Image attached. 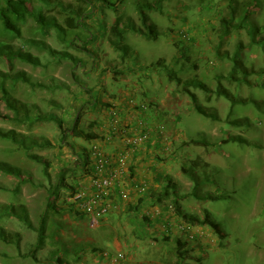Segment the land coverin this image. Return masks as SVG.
<instances>
[{
  "label": "rangeland",
  "instance_id": "rangeland-1",
  "mask_svg": "<svg viewBox=\"0 0 264 264\" xmlns=\"http://www.w3.org/2000/svg\"><path fill=\"white\" fill-rule=\"evenodd\" d=\"M75 1L64 0L65 3H75ZM137 1L153 2L154 0H89L88 10L90 13L81 20L83 25L76 29V35L88 38L85 44L87 47L82 51L60 42L54 34H41L31 17H28L22 24L20 36H1V39L15 47L23 44L24 40L36 39L42 42V45L46 43L55 49H65L79 58L77 65L73 67L69 58L58 61L57 57L51 55L48 50H44L40 46L25 44V48L29 47L31 52L38 54L46 66L36 67L16 61L14 68L23 71L33 82L45 83L50 86H30L25 82H19L10 92L12 101L16 106L18 104L15 103V100L22 103H36L38 111L41 113L53 111L52 113L63 119L62 125L65 128L70 126L75 109L81 105L79 101L84 103L86 99H93L92 103L98 105L99 96L102 93L94 87L97 78L91 74L101 61L99 51L102 48L98 46V40L103 37L102 33L106 32L104 26L107 29L113 19L122 14L127 26L122 41L125 46L120 51L111 49L116 53L118 59L123 53L126 65L127 61L131 60L132 65L135 66L137 55L141 57L147 53L151 60L146 67L151 68L148 71L155 70V74L161 75L159 79H163V81L168 74L175 77L173 82L168 85L167 91L165 88L163 91H159L160 108L158 109L165 119H159L164 128L158 135L167 136L168 139L164 142L169 145V142L172 141L167 132L170 129L173 131V126L175 128V125L170 122L174 121L175 113L181 110L183 113L180 114V119L176 122V128H180L184 133L174 132V138L185 141H189V138H197L208 142H212L211 137H221L222 135L228 137L227 139L235 138L226 145L217 143L210 147L209 151L191 147L188 159V161L193 159L189 162L192 164V170L204 178V182L202 181L200 185L201 193H214L215 195L224 193L226 196L222 199L209 201H200L188 196L183 200V208L189 212L202 215L204 208L210 211L214 221L225 233L224 245L217 248L218 242L210 227L190 226L181 220L168 221L170 218H167L168 214H165L162 218L170 223L167 228L170 231L174 230V232H168L172 235L171 237H174L172 239L174 242H171L170 245H176L175 237L187 240L192 253L203 255H201V264H264V86H260L264 82V73L260 74L259 72L264 64L263 53L255 47L243 50L244 53L239 51L235 56L234 67H230V59L225 58L224 53L227 51L228 55L230 53L232 55L234 43L237 40L243 39L245 45L248 43L243 30L231 37L229 44L224 42L219 45L216 29L217 19L212 15L218 11L224 0H215L208 4L210 7L208 12L200 9L203 0H165L162 4V14L154 11L148 13L150 27L138 25V16L134 10V3ZM49 11L53 13L52 15L62 16V14H57V7L50 8ZM60 20L63 23L61 18ZM133 21L137 27H141L151 34L148 37L140 36L143 38H138L139 34L131 29L135 27ZM253 21H256L257 24L264 23V9L258 12V17L254 16ZM214 24L215 26L212 27ZM191 36H193L194 42L188 44ZM81 41H83L82 38L80 43ZM175 43L179 46L174 45ZM219 48L221 49L218 53L221 55L217 53ZM124 59H120V61ZM80 62L82 67H80ZM193 65H197V67L195 68ZM123 67H127L125 62ZM241 67H245L248 72H242ZM0 69H5V63L2 60H0ZM220 74L221 76L216 78ZM72 76L78 77L77 84L73 81ZM194 76L213 89L212 92L204 93L200 88L190 85L184 92L183 89L186 86L182 84V81L194 78ZM176 78H181L182 81L176 84ZM82 88L88 89L90 92H85L82 95ZM220 89L231 91L236 98L234 106L223 95L216 94ZM187 91L194 93L197 104L216 119L197 113ZM130 100H133L134 103L131 104ZM129 103L134 105L135 100L131 98ZM14 104L13 108H10L5 103H0V113L12 117L15 111L14 107H16ZM177 105H179L178 108L174 109ZM111 108L119 109L117 106ZM189 109L190 113H188ZM84 111H86V115L83 117V125L92 120L97 121L100 115V113L96 114L87 109ZM231 112L232 115L229 116ZM115 119L118 120L117 123ZM115 119L110 124L112 130L116 129L123 134L124 131L119 130L124 126L123 122L121 123L120 114ZM229 120L237 122L229 124ZM0 127L14 128L27 140L33 139L40 143L49 140L52 144L51 147L34 146L31 150L39 158L49 161V176H46L43 165L28 157L22 147L9 139L0 138V159L20 167L23 170V179H25L15 190L19 181L13 176L0 172V186L6 188L0 189V231L9 240L5 241L0 236V264H52L45 261L36 262L30 258L25 259L19 256L16 249L17 243L20 245L21 252L27 251L35 240L36 232L28 229L23 222L11 215V209L7 205L14 203L26 207L29 218L36 224L46 203L47 188L50 184L56 183L61 169L66 171L65 183L75 185L76 189L84 188L81 183L82 172L79 170L85 172L87 168H85L84 161L81 162V165L78 163V153L81 148L84 149L83 152L89 153L86 156L88 160L92 142H85L81 138L70 136L68 141L71 145L62 143L58 125L49 120L15 123L12 119L0 117ZM123 138L124 136H122ZM83 152L80 155H83ZM196 154H202L199 156L202 161H205L206 166L202 165V161L197 159ZM179 177L181 178L178 180L180 194L190 192L193 189L191 177L185 172L183 177L181 174ZM69 194L70 190L62 188L56 201L59 210H57V214L51 215L48 219L47 233L50 236L47 238L43 250L38 252L39 257L50 256V252L56 249L57 255L68 264H91L90 260L84 261L95 249L92 248L86 252L85 247L92 245L91 239L99 238L98 244L103 246L107 240H112V236H115L117 241L123 242L124 239L121 236L126 238L128 234H131V227L127 224V213L122 210L114 215H104L122 219L118 223L112 226L102 224L103 216L96 227H90L87 216L85 214L78 215L76 210L69 206L66 201ZM164 204L172 206L170 202ZM113 207L118 208L119 205H115L113 202ZM151 207L153 205L148 208ZM170 210V213H173L172 208ZM152 226L149 233L157 235L163 230L166 232L162 224L153 223ZM201 242L206 247V253H203ZM161 246V243L156 242L153 249L162 252ZM107 250H110L109 252L114 255L119 253H113L115 250L113 245L109 246ZM75 251L77 252L75 253ZM169 251H166V255H161L165 257V260L171 259L172 254H169ZM94 252H98V250ZM77 254H79V258L76 257ZM106 254L110 255L107 251Z\"/></svg>",
  "mask_w": 264,
  "mask_h": 264
},
{
  "label": "trees",
  "instance_id": "trees-1",
  "mask_svg": "<svg viewBox=\"0 0 264 264\" xmlns=\"http://www.w3.org/2000/svg\"><path fill=\"white\" fill-rule=\"evenodd\" d=\"M88 1L89 0H76L75 3H65L64 0H0V60L4 61L5 63V69H0V103H5L8 107L13 108V101L11 96V90L16 87V85L19 82H25L28 85L32 86H50L46 85L45 83L40 82H33L29 76H27L23 71L16 70L15 62L20 61L27 63L32 66H46V63L43 62V60L40 58L38 54H35L31 52L28 48H25V44L28 43V46L36 45L42 47L44 50H48V52L57 57V60H64V58H69L71 63L73 64V67L77 65L79 58L73 55L72 53L64 50L55 49L51 46H49L46 43L39 42L36 39L33 40H24V43L21 44L18 47L12 46L11 43L1 39V36H20L21 33V27L24 22H26L28 17H31L36 26L41 31V34L43 35H49L54 34L56 38L66 44L67 46H75L78 50L82 51L85 50L87 46L86 39L79 37L76 35V29L83 25V22L81 21L83 18L87 17L90 11L88 10ZM165 0H154L153 2H143V1H137L134 3V10L138 16V25H145L150 27L151 25L148 23L150 22V18L148 13L150 11L159 12L162 14V4ZM170 1V0H169ZM204 2L200 4L201 11L202 9L206 10L207 12L210 11V7H208V4L211 2H214L215 0H203ZM57 7V14L62 16H55L52 15L49 10L50 8ZM264 9V0H224V3L219 7L218 11L212 15V17L217 19V36H218V42H220L219 45L223 44L224 42L230 43L231 37H234L241 31H245V34L247 36V43L248 45H245L243 39L237 40L234 43V52H232L228 55V53H224L226 56L225 58L230 59V67H234V60L235 56L238 55L237 52L241 51L244 53L243 50H246L248 48L255 47L262 51L264 56V23L257 24L254 20V16L257 15L258 12L262 11ZM64 14V15H63ZM60 18L63 20V23H61ZM125 19L123 15H117L113 21L111 22L110 26L106 29V26H104L105 31H107V43L110 46L111 49L114 51H120L125 45L123 44V36L127 30V26L125 25ZM134 22V21H133ZM135 27L131 28L135 33L139 34V36L148 37L151 32H148L144 30L141 27H137L136 23L134 22ZM215 24L212 26L214 27ZM73 32V33H72ZM75 33V34H74ZM79 33V32H78ZM74 34V35H73ZM94 36V35H93ZM75 37L80 41L82 38L83 41L81 43H75ZM91 39V38H90ZM193 43V36L190 37L189 43ZM222 42V43H221ZM177 47L179 46L177 43H175ZM187 45V44H186ZM220 47V46H219ZM75 48V49H76ZM221 48L217 50V53L220 51ZM218 55H221L218 53ZM122 57V58H121ZM120 59L123 58V53H121ZM131 59V58H130ZM264 59V58H263ZM131 61V60H129ZM50 62V61H49ZM195 68L197 65H193ZM80 67H82V64H80ZM229 67V68H230ZM227 69V72L229 70ZM15 69V71H14ZM241 71L246 73L248 70L245 67H241ZM260 74L264 73V64L262 69L259 71ZM221 76L217 75V77ZM197 76H194V78L185 79L182 81L180 78H176V84L180 83L182 81V84L186 87L183 89L184 92L187 90L186 88L190 86H194L197 88H200V90L204 93H210L213 89L208 87L203 81H201L198 78H195ZM78 78V77H77ZM75 77V80L77 79ZM166 79L170 82H173L175 77L168 74L166 76ZM261 87L264 86V82L260 84ZM83 93L85 92L89 93L90 91L88 89L82 90ZM190 95V98L193 103L194 109L202 116L206 117H213L210 116L202 107H200L196 102V97L194 93H190L187 91ZM218 95H223L226 99L229 100L230 104L234 106V103L236 102L235 96L231 93V91L227 90H221L216 92ZM89 96V95H88ZM93 99H86L84 103H82L80 106H78L73 114V118L71 121V124L69 127H63V119L58 117L56 114L52 113L53 111H50L49 113H41L39 112V108L36 103H22L21 101L18 102L15 100V103L18 104V106L14 107V115L12 117H9L7 115H2L0 113L1 118L5 119H12L15 123H25V122H35V121H41V120H49L53 121L58 125V128L60 129L61 133V142H65L68 145H71L68 141V138L70 136L75 138H81L82 141L85 142H93L100 138V135L95 131L96 130V121L92 120L88 122L85 125L82 124L83 117L86 115L85 109L88 111L96 113V107L97 105H94L92 103ZM100 101V100H99ZM13 103V104H12ZM72 105V104H71ZM21 107V108H20ZM114 107V106H113ZM23 110V111H22ZM116 114H121L120 109H116ZM111 111V108L110 110ZM232 115V112L229 116ZM112 115L110 114V119L112 121ZM237 121H230L229 124H235ZM150 124V123H145ZM0 138L9 139L13 143L19 145L23 148L25 153L28 157L40 162L43 165V171L46 176H49L48 174V167H49V161H47L44 158H39L34 153L31 152L32 148L34 146L39 147H51L52 144L49 140H44L43 142H38L33 139H25L24 135L17 132L14 128L11 129H4L0 127ZM91 145V144H90ZM73 147V146H72ZM84 149L81 148V151L78 153V163L84 161L85 164H88V160L86 156L89 153L83 152ZM83 152L85 157H82L83 155H80V153ZM88 152V151H87ZM90 152V149H89ZM80 155V156H79ZM80 158V160H79ZM79 166V165H78ZM79 168V167H78ZM189 177H191V180L193 182V189L184 194H180L179 191H177L175 185L173 183H167L162 191L158 194V197L160 199H170L172 210L175 214V216L181 220L183 223L190 225V226H208L210 227L218 239L223 240L224 239V232L221 230V227L214 221L210 211L206 208H204L202 211V215L195 213V212H189L186 211L182 205L179 203L181 199H186L188 196L193 197L196 200H204L209 201L212 199H222L226 196V194L222 193L220 195H215L214 193H206V192H200L202 184V181L204 182L203 176H200L195 173L192 170V166L190 165L189 169H186ZM0 172L5 173L7 175L15 177L19 182L16 185L17 190L22 183L23 180V170L6 161L3 159H0ZM66 171L61 169V172L57 178V181L55 184H50L47 188V196H46V203L44 206V209L40 212L37 223L35 224L28 216V212L26 210V207L22 205H15L14 203H9L7 207L9 206L11 209V215L19 219L23 224L30 230H33L36 232L35 240L32 245L28 248L27 251L21 252L20 245L17 243L16 249L21 258H30L36 262L45 261L47 263L52 264H68L67 262H64L59 255H57V250L53 249V251L50 252V256L47 257H39L38 252L43 250L47 238L50 236V234L47 233L48 230V219L51 215L57 214L58 207L56 205V201L59 198L61 194L62 188L70 190V194L76 190L75 185H69L65 183L66 179ZM206 180V179H205ZM207 181V180H206ZM0 189H6L3 186H0ZM69 206L72 209L76 210V213L79 214H85L83 212L78 211L73 203H68ZM17 206L19 207V210L17 211ZM70 208V209H71ZM60 212V211H59ZM0 236L3 240L9 241L6 238V235L0 231ZM174 249V255L176 257V262H173L172 264H201L202 262V254H194L192 253V249L188 246L187 240H176V245L173 248ZM77 251H75L76 253ZM74 254V253H73ZM202 255V256H201ZM77 258H79V254L76 255Z\"/></svg>",
  "mask_w": 264,
  "mask_h": 264
},
{
  "label": "crops",
  "instance_id": "crops-1",
  "mask_svg": "<svg viewBox=\"0 0 264 264\" xmlns=\"http://www.w3.org/2000/svg\"><path fill=\"white\" fill-rule=\"evenodd\" d=\"M102 34L103 37L98 40V46L102 48V50L99 51L101 61L95 66V70L91 72V74L97 78L94 87L102 93L99 96L100 101L96 107V114L100 113V115L96 121L97 127L95 131L100 135L98 141L100 142L103 151L107 155L114 157L123 148L122 136L138 132L144 123L148 122L158 125L160 123V118L165 119L158 109L160 108L158 98L159 91H163L164 88L165 91H167L170 81L166 78L165 80L167 82L165 80L163 81V79H159L161 75L155 74V70L148 71L151 70V68L146 67H148V63H150L151 60L147 53H144L141 57L137 55L138 59H136L135 66L132 65V61L129 60L127 61V65L125 59V61H120L116 53L111 50L107 43V31ZM138 38L141 39L143 37L139 36ZM75 43H80L76 37L74 44ZM72 47L76 48L75 46ZM124 62L125 66H127L126 68L123 67ZM79 64H81V62ZM72 78L77 84L75 77L72 76ZM82 90H84V88H82ZM82 90L81 94L83 95L84 93ZM131 98L135 100V104L137 105H130L129 99ZM79 102L80 104L83 103L81 101ZM113 106H117L121 110L120 117L124 128L122 127L119 130H123V134L116 129L113 131L112 125H110L111 119L109 116V109ZM178 106L179 105L174 109H177ZM182 113L183 110L175 113L176 117L174 121L170 122L175 125V128L173 126V131L170 129L167 132L172 140L169 142V145L167 142H164L168 139L167 136L163 137L162 135L151 134L147 142L132 151L129 162V174L121 177L118 184H115L112 200L114 204L119 205V207L111 208L106 216H110L111 214L114 215L121 210L127 213V224L131 227V234H128L126 238L121 236L124 241L126 239V242H119L116 240L115 236H112L111 241L107 240L103 246H99V238L91 239L90 243L92 245H90V247H85L86 252L90 251L92 248H95L93 250H98V252H91V254H89L90 257L84 259V261L90 260L91 264H118L113 261L114 254L109 252L110 250H107L109 246L113 245L115 246L113 253H124L125 258L122 262L123 264H172L173 262H176V257L173 252L175 245H170L171 242H174L172 240L174 237H171L172 235L168 233L174 232V230L172 229L170 231L167 228L170 223L162 217L165 214H168L167 218H170L168 221L175 220L176 222L179 219L175 216L174 212L170 213V205L164 204L165 202H170V199H160L158 194L167 183H173L177 191L180 193L178 180L181 178L179 177V174H181L182 177L184 172L188 175L186 169H189L190 165L192 166L189 162L193 160L191 158L188 161L190 158L189 155L191 154V147H199L205 151H209V148L213 145H217V143H219V145H226L232 142V139L235 140L233 137L227 139L228 137H223V135L221 137H211L213 139L212 142L197 138H189V141L174 138V132L178 131V133H184L180 128V130L178 127L176 128V122H178L180 114ZM188 113H190V109L188 110ZM196 155L197 159L202 161L199 156L202 154ZM202 165L206 166L205 161H202ZM85 168H87L85 172L78 169L79 172H82L81 174L83 176L81 183L84 188L91 191L92 165L90 160ZM197 174L200 176L199 173ZM141 184L145 186V191L139 193L136 190V185ZM120 189H124L127 193L124 199H121L119 196ZM183 200L185 199L179 201L182 207ZM151 205H153V207L148 208ZM106 216H104L102 224H107L108 226H112L122 220ZM153 223L162 224V227H165L166 232L163 230L162 233L157 235L149 233V229L153 227ZM157 230H159V228H157ZM175 238L176 240L178 239V237ZM197 239L199 240L198 237ZM215 239L218 242L217 248L224 245V239L220 240L217 236ZM156 242L162 244V252L153 249ZM201 246L203 253H206L207 251L206 247H204V243L201 242ZM167 250H170L169 254H172L171 259L169 260H165V257L161 256L166 255ZM106 251L110 253V255L105 256ZM173 256L174 258H172Z\"/></svg>",
  "mask_w": 264,
  "mask_h": 264
},
{
  "label": "built area",
  "instance_id": "built-area-1",
  "mask_svg": "<svg viewBox=\"0 0 264 264\" xmlns=\"http://www.w3.org/2000/svg\"><path fill=\"white\" fill-rule=\"evenodd\" d=\"M133 104L134 101L130 100ZM115 108H111L110 114L112 120L117 117ZM117 123L118 120L115 119ZM163 125L158 124H143L141 129L123 138V148L116 156L107 155L98 140L93 141L90 146V160L92 164L91 174V191L86 188L76 189L66 197L68 203H73L75 208L85 213L90 227H96L100 219L109 213L113 207L112 196L114 193L115 184H118L121 177L126 176L129 171V162L132 151L147 142L151 134H160ZM136 190L139 193L145 191L144 185H136ZM127 193L124 189L119 190L121 199L126 197ZM172 207L170 206V209ZM105 256H108L105 252ZM124 254L119 252L113 257V261L118 264H123Z\"/></svg>",
  "mask_w": 264,
  "mask_h": 264
},
{
  "label": "clouds",
  "instance_id": "clouds-1",
  "mask_svg": "<svg viewBox=\"0 0 264 264\" xmlns=\"http://www.w3.org/2000/svg\"><path fill=\"white\" fill-rule=\"evenodd\" d=\"M156 125V124H155ZM90 158V157H89ZM91 161V160H90ZM91 163V162H90ZM92 165V164H91Z\"/></svg>",
  "mask_w": 264,
  "mask_h": 264
}]
</instances>
